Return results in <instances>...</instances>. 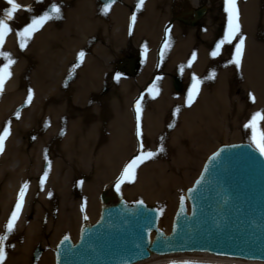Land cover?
Instances as JSON below:
<instances>
[{
	"label": "bare ground",
	"instance_id": "obj_1",
	"mask_svg": "<svg viewBox=\"0 0 264 264\" xmlns=\"http://www.w3.org/2000/svg\"><path fill=\"white\" fill-rule=\"evenodd\" d=\"M17 2L25 7L14 13L10 22L13 31L7 34L0 48L10 52L15 60L12 75L0 93V132L11 120V134L5 140V150L0 153V234L6 231L5 225L15 207L20 187L28 181L29 188L16 227L5 242L7 256L4 264H31L28 253L36 241L48 246L44 252L41 244L35 246L41 248L39 261L35 264H57L55 251L65 235L77 244L83 224L89 222L93 225L100 219L102 196L121 195L131 207L143 200L146 206L158 211L157 228L169 235L181 198H185L187 212H191L186 193L201 174L207 157L219 148L217 145L213 150L208 148L211 150L200 162L196 179L191 184L184 182L191 165L197 164L195 157L202 150L200 143L203 146L209 143L204 141L205 134L215 133L227 138L230 133L225 124L233 121L235 131L231 134L251 139V128H245L238 115L242 117L245 113L251 118L253 113L264 109V0H238L241 31L246 38L239 67L225 62V58H233L238 40L224 45L221 54L213 57L211 52L216 41L210 42L209 39L213 38L215 30L209 23L199 29L187 30L182 23L173 21L183 12L191 16L189 22L197 23L195 11L204 6L205 16L208 13L207 0H145L139 11L136 10L138 0H115L107 14L102 11L105 4L101 0ZM52 3L61 4L62 18L46 21L21 49L17 32L31 22L33 15L51 11ZM5 6L10 7L7 0H0V18ZM133 12H136L137 20L129 34ZM220 19L227 22V14L224 12ZM96 36L101 40L108 38L110 47L123 48L129 42L134 47L137 45L135 50L146 44L148 51L135 83L128 80L113 82L115 87L120 85L115 99H110L113 109L104 104V100L113 95L105 94L104 100L101 99L103 103L99 104L104 105L102 117L92 113L96 107L92 103V97L95 98L92 93L93 85L98 88L104 81L108 65L99 56L104 52L105 44L89 45ZM81 50L86 53L83 62L74 57ZM194 52L196 58L193 60ZM130 61L125 58L124 64L137 65L135 59ZM5 62L0 57V64ZM75 63L80 66L73 71ZM157 64L161 65V71H179L182 78L177 76L178 89L172 76L168 93L166 87L163 90L164 80L157 81L152 77L158 74ZM181 65H184L183 71ZM193 74L202 80L193 103L190 106L186 103V94L170 98L172 91L184 92L185 81L188 88L191 86ZM154 81L159 82V95L153 96L140 88V85L146 88ZM239 85L245 88L248 96L249 93L255 95L254 102L250 98L244 103L238 100L235 89ZM29 89L34 93L31 103H27ZM141 95L144 96L141 102L143 141L145 148L156 151L157 155L142 163L135 179L126 180L118 192L115 187L118 174L131 158L139 154L135 101ZM177 106L179 113H176ZM17 111L21 113L19 118L15 116ZM170 124L173 126L169 127ZM237 126L241 131L236 130ZM258 126L264 129V121L258 122ZM132 130L135 132L134 141ZM33 131L38 134L35 141L29 138ZM18 139H21L20 143ZM148 139L153 142L150 146ZM224 143L234 144L230 141ZM161 145L163 152H159ZM90 169L92 175L82 179L83 183L77 187L76 177ZM45 171L48 176L41 186V175ZM6 175L10 176L11 187L6 184ZM152 205L162 207L163 211L160 213V209ZM156 233L151 230L150 242ZM35 248L31 253L32 260ZM182 260L264 264L195 251L162 255L152 252L133 264Z\"/></svg>",
	"mask_w": 264,
	"mask_h": 264
},
{
	"label": "water",
	"instance_id": "obj_2",
	"mask_svg": "<svg viewBox=\"0 0 264 264\" xmlns=\"http://www.w3.org/2000/svg\"><path fill=\"white\" fill-rule=\"evenodd\" d=\"M205 11L204 6L195 11V20ZM177 79L173 78L176 89ZM213 153L186 193L191 212L184 198L169 235L157 228L155 208L144 203L128 206L121 195L102 196L100 219L83 224L77 244L63 238L55 251L56 263L132 264L152 251H206L264 261V155L246 141L224 143ZM151 230L157 232L152 242ZM40 251L37 246L33 260Z\"/></svg>",
	"mask_w": 264,
	"mask_h": 264
},
{
	"label": "snow or ice",
	"instance_id": "obj_3",
	"mask_svg": "<svg viewBox=\"0 0 264 264\" xmlns=\"http://www.w3.org/2000/svg\"><path fill=\"white\" fill-rule=\"evenodd\" d=\"M7 3L10 5V7L5 8L3 10V16L0 18V48H2L5 37L7 34L13 31V28L11 27L10 22L13 20L14 13L17 12L18 9H21L22 7H25L17 2V0H7ZM115 3V0H108L107 3H105L102 11L107 14L109 9L111 8L112 4ZM145 4V0H138V3L136 5V10L139 11L141 8H143ZM29 11H31V6H28ZM224 11L227 14V25L226 29L223 33V36L219 41L215 44L214 50L211 52V55L213 57H216L221 54L222 47L226 44L230 45L233 43V41L238 40V42L235 44V52L234 56L231 60L228 61V63H234L237 67L241 65L242 56L244 53V47H245V36L241 31V23H240V10L238 6V0H224ZM62 6L60 3H52L51 4V11H44L40 15H33L31 17V22L27 23L25 26L22 27L21 30L17 32V35L19 37V46L21 49L25 48L27 45V40L39 29L41 28L46 21L52 20V19H60L62 18ZM131 25L129 28V34H131L132 26L135 25L137 20V14L136 12H133L131 15ZM166 32H170V29H166ZM145 50L147 49V45L145 44ZM168 45L165 43V48H167ZM86 53L84 50H81L78 53V59L80 62H83L84 57ZM0 57H3L6 62L0 64V93H3L5 82L8 78L12 75V65L15 63V60L12 58V54L8 51L0 50ZM196 58V53L194 52L192 54V59L194 60ZM189 64H191V61H189ZM79 63L73 66V71H75V68L79 67ZM181 71H183L184 65L180 66ZM121 73L116 72L115 73V79L117 81L121 78ZM213 78L215 76V72L213 71ZM161 79V77H157L156 80L158 81ZM202 80L200 77L193 74L192 76V83L191 86L187 90V101L186 103L190 106L195 98L197 97L200 87H201ZM148 93L152 94L153 96L157 95L159 92L157 83L154 81L148 88ZM33 90H28L27 95V103H31L33 99ZM250 99L254 102L256 97L254 94L249 93ZM144 99V96L141 95L139 99L135 101V111H136V135L139 137V154L135 155L133 158H131L128 163H126L119 175V177L115 181V187L116 190L119 192L121 188V184H123L126 180L132 181L136 177L137 169L138 167L144 163L145 161L155 157L157 155L156 151H153L151 149H146L145 144L143 141V130L141 127V113H142V100ZM180 108L177 106L176 113H179ZM20 111H17L15 113V116L17 118L20 117ZM264 121V109L256 111L252 114L250 120L247 124L244 125L245 128H251L252 135L251 139L255 143V146L259 149L261 154H264V129L258 126V122ZM11 120L8 121V126H5L3 128V131L0 132V153H3L5 150V140L7 137L11 134ZM173 125H169V127H172ZM164 147L163 145L160 146L159 152H163ZM219 153H213V157L218 156ZM47 159V157H46ZM48 168H51V162H48ZM48 176V171H45L43 173V177L40 180L41 186H43L46 178ZM82 184L83 181H80ZM29 188V182L25 181L22 186L20 187V190L18 192V198L15 203V207L13 211L11 212L10 218L7 220L5 228L6 231L3 234H0V264H4V261L7 256L6 252V245L5 242L8 240L9 234H11L15 227L16 222L19 219L20 213L22 211V208L25 204V197L27 190ZM49 196H51V193H49ZM183 200V197L181 198ZM139 203L143 204V200L139 201ZM84 206L82 205V208ZM87 219V215L84 217ZM68 239L67 236L64 237V240L66 241ZM170 264H199L197 261H190V260H182V261H171Z\"/></svg>",
	"mask_w": 264,
	"mask_h": 264
},
{
	"label": "rangeland",
	"instance_id": "obj_4",
	"mask_svg": "<svg viewBox=\"0 0 264 264\" xmlns=\"http://www.w3.org/2000/svg\"><path fill=\"white\" fill-rule=\"evenodd\" d=\"M95 1L98 2V0H95ZM207 1H208V4H207L208 5V13L201 20L198 21V25L193 26L189 22V20L191 19V16L190 15L187 16L183 12L180 13L179 16L176 17L173 21L176 20V21L182 23V25L184 26V28L187 29V30L189 28L199 29V27L202 28L205 24H208L209 23V26H211V28L215 30L214 31L215 32V35H213V38H210L209 40H210V42L216 41V42H214L216 44L219 41V39L222 38L223 33L225 31V28H226V25H227L226 20L220 19V15L224 14V12H225L224 11V0H207ZM215 3H217V5H215ZM102 5L103 4H101V6ZM102 7H104V5ZM5 8H7V7L5 6L4 9ZM184 20H185V22H184ZM186 21H188L189 23H187ZM262 39L263 38H259V40H262ZM102 42H103V44H105L106 48H105V50H104V52L102 54H99V56L101 57L102 60L107 61L108 67L106 66L107 68L105 70V79H104V81L101 82L100 87H98V88H96L95 85H93L94 86V91L92 93L93 95H95V98L92 97V103L96 105V107H95V109H93L92 113H93V115H97L99 117H102L103 116V114H102V108L104 107V105H101L99 103L102 102L101 99H103V97L105 96V94H107L108 96L109 95H113V97L111 96V97L107 98L106 100L103 99L104 100V104L105 105L106 104L109 105V109H111V110L113 109L110 106L113 103V102H110L111 101L110 99L111 98L112 99L113 98L115 99V96H114L116 94L115 92H117L120 89V85H116V87H115V84L113 83L114 81H117L114 78L115 77V73L116 72H120L122 74L121 75V78L119 80L120 82L121 81L123 82L124 80H128V81H132V84L135 83L137 76L140 74L142 67L145 65V58H146V56H147L146 54L148 52L147 49L145 50L144 45H142V46L139 45V47L135 50V47L137 45H135V47H134L132 44L130 45L129 42H126V44H125V46L123 48L113 47V46L110 47V46H108V43H109L108 38H103L101 40L97 36L94 37V38H92V40H91V42H90L89 45L92 46V44L102 43ZM109 49H110V51H109ZM106 51H108V53H106ZM74 57H75L76 60H79L77 53L74 54ZM125 58L126 59L128 58V61L129 60L132 61V59H135L137 65L136 66H132L133 67L132 68L130 64H127V63L124 64ZM228 58L229 57L225 58V62L226 63H228V61L230 60ZM161 60H160V63H161ZM76 64L77 63H75L74 65H76ZM157 68H158L157 69L158 74L157 75H154L152 77H155V78L161 77V79L164 80L163 82H165V84H166V85L164 84L163 90L166 87V91L165 90L164 91L168 93L170 87L172 86L171 85L172 82L170 81L171 80V76L172 75H178L181 78H182V76L179 74V71H177V70H174L172 72H169V71H166V70L164 71L162 69V71H161L160 70L161 69V65H158V64H157ZM138 83H139V85L142 84L141 82H138ZM156 83H159V82H156ZM150 85H148L146 88L144 86L140 85L141 86L140 88L143 91L145 90L144 92H146L147 91V88ZM187 90H188V86H187V82L185 81V86L183 88V91L184 92L182 94H178L175 91H172L173 93L171 92L169 94L171 96L170 98H172L173 96L175 98H177V97L179 98V97L183 96L184 94L187 95ZM159 92L161 93V89L160 88H159ZM235 93L234 94L237 96L238 100L240 99L241 102H243V103L245 102L246 99H249L250 98L246 94L245 88H243V86H241V85H239V86L236 87ZM157 95H159V94H157ZM116 101H117V99H116ZM240 116L238 115V117H239L238 120L239 121L242 120V122H244L245 124H247L248 121L250 120L249 119L250 117H248V114H245L244 113V114H242V117H240ZM232 122H229L228 124H225L226 130L230 133V135L227 138L226 137H223L221 135H217L215 133H214V135H209L208 133L205 134L206 137L204 138V141L207 140L209 143L207 144V146L206 145L203 146V143H200L201 146H202V150L199 153H197V155L195 157L196 158V161H197L196 162L197 164L196 165H191V167H190L191 169L188 170L187 173L185 174V178L186 179L184 180V182H186V183L187 182H190V184H191L193 182V180L196 179V177H197V175L199 173V170H200V165H201L200 162H202V160L206 159L205 157L208 155V153H209L208 151H210L211 149L213 150L216 145L219 146V145L224 144V142H229V141L232 142V143L233 142H236V141L237 142H239V141H241V142L247 141V142H250L252 145H255V143L251 139H249V138H246V137L238 138V137L233 136L231 133H233L235 131V127L232 124ZM236 130L237 131H241V128L237 126L236 127ZM37 135H38L37 132L33 131L31 133V136L29 135L30 136L29 138L32 141H35L36 138H37L36 137ZM134 135H135V132L132 130V139H133V141H134ZM18 140H19L18 143H20L21 139H18ZM147 141L149 143L148 146L152 145L153 142L151 140L148 139ZM208 148H211V149H208ZM92 169H93V167H92ZM92 171L93 170L90 169L89 172H82L79 177H76V181H77L75 183L76 186L77 187H80V184H79L80 181L82 179L86 178V176L92 175ZM99 171H100V169H99ZM118 176H119V174H118ZM9 177H10L9 175H6V177H5L6 178V184L9 187H11V182H10V178ZM42 177L43 176L41 175V178ZM152 206L156 207L157 209H160V213L163 211L162 207H160L158 205H152ZM37 244H41L43 252L45 251L46 247L48 246L47 243H45V242L43 243L42 241H36L33 244L31 250L28 253L29 260H30V263L31 264H35V263H37L39 261V260H37V261L34 262L31 259V256H32L31 253H32L33 249L35 248V246Z\"/></svg>",
	"mask_w": 264,
	"mask_h": 264
}]
</instances>
